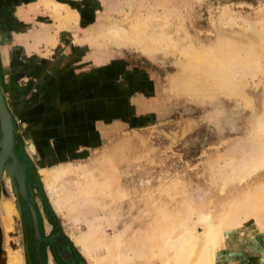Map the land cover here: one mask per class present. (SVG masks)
<instances>
[{"label": "rangeland", "instance_id": "rangeland-1", "mask_svg": "<svg viewBox=\"0 0 264 264\" xmlns=\"http://www.w3.org/2000/svg\"><path fill=\"white\" fill-rule=\"evenodd\" d=\"M135 26L142 31L135 42L107 35L116 28L128 37ZM256 28L264 30V0H0V84L13 118L12 151L26 169L42 231L66 237L83 264H94L83 244L99 264H138L145 254L137 249L150 256L166 228L196 223L201 233L202 215L215 222L226 204L264 182L263 168L222 188L237 153L260 135L264 70L236 74L238 93L186 70L190 49L219 52ZM40 98L49 105L38 107ZM22 101L24 110L10 109ZM63 115L62 158L52 156L64 147L52 121L62 126ZM15 178L4 171L0 179V264H25ZM262 220L221 244L216 264H264V249L256 248Z\"/></svg>", "mask_w": 264, "mask_h": 264}, {"label": "bare ground", "instance_id": "bare-ground-1", "mask_svg": "<svg viewBox=\"0 0 264 264\" xmlns=\"http://www.w3.org/2000/svg\"><path fill=\"white\" fill-rule=\"evenodd\" d=\"M51 6H53L55 11L59 8V5L56 4H52ZM72 16L73 15L68 14L69 18H72ZM131 32V36L121 37V32L119 29L115 28L110 31V33L108 32L107 35L109 34L108 36H110L111 39H114V41L117 40V42H124V39L127 40L125 42H129L131 40L135 42L138 39V34L142 31L135 26ZM162 40H164V38L157 39L158 43ZM165 44L169 46L168 42ZM186 54L188 55L189 60V65L186 66V70L192 78H197L200 81L205 79L209 84L211 83L212 85L218 87L219 90H226L228 92L234 91L238 93L240 85H235L233 82V78L236 74L240 73L243 77H253L252 75H255L257 71L264 70V30L257 28L253 29L251 38H248L245 42L242 40L238 42H236V40L231 42L229 41V43L227 42L225 44L222 50L220 47L219 52L213 50L210 51L209 49V52L204 54L194 49H190ZM180 81H182V79ZM188 82L189 81L184 80L185 87L189 84ZM196 82L199 83V81L196 80L195 84H197ZM208 83H206V85ZM189 86L190 84L188 87ZM199 87H201V85ZM193 88L195 90L196 87ZM188 89L190 90L191 88L189 87ZM210 89L211 88H209V90ZM211 90H213V87ZM257 119L255 123L256 131H259L260 134L259 137L255 138L254 144L252 143L253 145L250 143L252 146H250L248 152L246 150H241L239 154L237 153L236 158L238 159H236V163L233 164L235 166L233 167L232 172L229 173L223 180L222 188H224L227 181H242L264 168V121H262L260 117L258 120ZM230 120L233 122L232 119ZM229 126L234 128V124L232 123L229 124ZM29 149L33 151L31 146H29ZM9 160L10 159L7 157L0 165V179L4 171H6L12 177L15 176L16 178H20V189H22L20 162L17 157L14 156L10 168H7L8 165L6 162ZM53 169H56L58 173L55 176H59V173H63V168L56 167ZM47 182L48 180L45 181V183ZM49 190L52 194L53 190L51 188ZM189 213L190 211L187 212V215H189ZM263 216L264 182L257 185L252 192H249L242 199H236L231 201L229 204H226L221 211L219 218L215 222L209 221L207 215H202L199 219V222H201L200 224L203 227V231L201 233H198L200 231L196 230V223L191 225L189 224L190 226L183 228L180 232H171V226L166 228L167 230L163 228L165 231H162L160 235L159 245L150 251L152 255L150 254L149 256L147 249H143L141 247L137 249V256L145 254L144 257L139 260L138 264H154L155 260L157 261L156 264H216L217 259L219 258V246L221 244L224 245L227 240H231V237L242 238L248 225H258L262 227ZM169 218L172 219V224H174V219L176 217ZM180 218L178 217V219ZM183 219L185 220V218ZM183 219L180 220L182 221ZM262 234V232H259L260 238H257L256 241V248L259 250L264 249V235ZM145 242L147 241H144V243ZM122 245L123 243L118 246V253H120V257H122L123 253L126 251L125 249H122ZM82 246L88 259H90L94 264H99L100 259L94 257L85 244ZM146 247L147 243H145L144 248ZM262 252L264 251L262 250Z\"/></svg>", "mask_w": 264, "mask_h": 264}, {"label": "flooded vegetation", "instance_id": "flooded-vegetation-1", "mask_svg": "<svg viewBox=\"0 0 264 264\" xmlns=\"http://www.w3.org/2000/svg\"><path fill=\"white\" fill-rule=\"evenodd\" d=\"M26 178V169L24 168L23 192L18 189L15 180V197L25 238V264H83L66 237L54 229H50L47 233L42 231L40 214L26 192Z\"/></svg>", "mask_w": 264, "mask_h": 264}, {"label": "water", "instance_id": "water-1", "mask_svg": "<svg viewBox=\"0 0 264 264\" xmlns=\"http://www.w3.org/2000/svg\"><path fill=\"white\" fill-rule=\"evenodd\" d=\"M14 142V125H13V118L12 114L9 111L3 90L0 84V165L3 162L4 159L7 157L10 159L6 164L8 165L7 168L11 166V163L13 162V157L15 154H13L12 146ZM13 154V155H12ZM17 157V156H16ZM19 160V158L17 157ZM20 162V168H21V174H22V186H23V177H24V169H23V163ZM20 178L17 177V186L18 189L23 192L24 187L20 189Z\"/></svg>", "mask_w": 264, "mask_h": 264}, {"label": "crops", "instance_id": "crops-1", "mask_svg": "<svg viewBox=\"0 0 264 264\" xmlns=\"http://www.w3.org/2000/svg\"><path fill=\"white\" fill-rule=\"evenodd\" d=\"M54 44V43H53ZM53 44H51V45H53ZM75 89V88H74ZM48 99V98H47ZM49 103H50V101H44V102H42L41 101V98L39 99V102H38V104H37V106L38 107H41V106H46V105H49ZM26 108V106H25V103L22 101V102H15L14 103V105L13 106H11L10 107V109H12V110H15V111H22V110H24ZM64 116V115H63ZM53 123H52V131H53V135H57V136H59L60 134V132L59 131H61V133H62V137L60 138V140L62 141V142H64V147H63V149H62V151H60L59 149H54L55 151L54 152H56V153H52L53 155L52 156H54V157H56L57 156V154L60 156V155H62V158L63 157H65V155H64V153H65V116H64V122H63V124H62V126H59L58 124H55V122L54 121H52ZM36 123V122H35ZM37 125V124H36ZM36 134H38V133H36ZM57 136H56V140H58V138H57ZM61 136V135H60ZM35 139H37V140H39L38 142H42L44 139H42L40 136H38V135H36V138ZM55 139H53V140H50V141H56ZM61 152V153H60Z\"/></svg>", "mask_w": 264, "mask_h": 264}]
</instances>
